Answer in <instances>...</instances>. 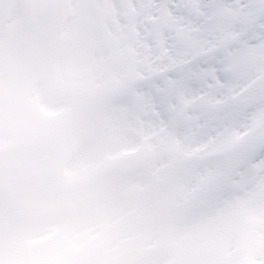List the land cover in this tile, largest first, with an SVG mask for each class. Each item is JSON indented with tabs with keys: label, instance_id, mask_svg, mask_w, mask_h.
<instances>
[{
	"label": "snow or ice",
	"instance_id": "1",
	"mask_svg": "<svg viewBox=\"0 0 264 264\" xmlns=\"http://www.w3.org/2000/svg\"><path fill=\"white\" fill-rule=\"evenodd\" d=\"M0 264H264V0H0Z\"/></svg>",
	"mask_w": 264,
	"mask_h": 264
}]
</instances>
